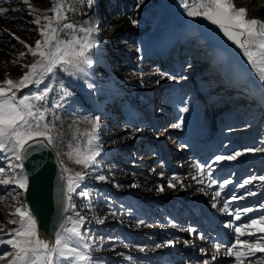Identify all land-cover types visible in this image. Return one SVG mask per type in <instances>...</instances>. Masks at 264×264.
Instances as JSON below:
<instances>
[{"label": "rangeland", "instance_id": "rangeland-1", "mask_svg": "<svg viewBox=\"0 0 264 264\" xmlns=\"http://www.w3.org/2000/svg\"><path fill=\"white\" fill-rule=\"evenodd\" d=\"M55 2H0V8L9 9L7 14H0V87L6 79L18 81L27 71L20 66L35 61L30 54L18 59L21 51L27 53L19 41L35 46L39 29L32 21L37 15L51 16L49 9ZM63 2L68 22L91 18L97 29L93 35L98 45L92 53V66L86 69L94 88L90 90L83 80L64 73L46 80L53 84L62 80L71 90L56 122L59 140L54 148L70 175L86 172L77 192L87 195L75 194V205L85 218L84 228L101 248L91 255L105 259L107 264H128L125 256L136 258L140 264L211 261L212 245L220 242L209 238L212 233L203 229L196 216L214 212L222 227H232H227L230 240L220 243L221 253L211 264L234 262V257L223 254L224 248L235 242L234 227L264 214V181L259 179L264 176V150L244 152L264 149V85L237 59L207 48L193 29L199 16H187L181 0H144L138 8V0H95L93 8L84 7L88 16L79 11L81 6L75 0ZM232 2L237 8H245L248 18L264 19V0ZM29 5L34 10L31 15ZM68 5L77 11L69 12ZM12 8L19 10L12 12ZM129 17L137 20L135 27ZM171 19L181 25L177 33ZM13 34L19 40L13 39ZM166 55L163 64L161 59ZM168 76L182 79L170 80ZM29 89L37 91L35 86ZM29 89L17 95L27 94ZM182 107L189 110L183 112ZM95 116L101 117L96 143L102 151L96 167L85 170L75 163V149L83 150L86 139H73V134L90 130L91 125L82 122L83 118ZM176 124L180 126L174 127ZM77 128L80 132H75ZM69 151L73 152L72 159ZM237 151L244 154L235 161H215L217 156ZM6 163L0 156V165ZM196 164L204 167V173L193 179ZM209 166L216 181L212 187H207ZM6 174H10L7 168L0 179ZM100 175L105 179H97ZM173 175L180 182L173 180L176 187L168 188V178ZM249 179L250 184L240 187ZM226 180L231 183L221 189L219 185ZM133 184L136 187H131ZM158 185L164 186L162 192ZM216 191L221 195L214 200ZM9 192L17 195L20 190L14 185L0 186V239L5 240L18 227L8 220H19L8 214L23 207V194L13 201ZM225 204L229 205L227 211ZM245 207L252 211L245 214ZM236 213L241 220L235 219ZM189 228L195 230L192 235ZM198 234L204 239H198ZM261 236L264 232L257 231L240 239L252 241ZM185 240L192 243L185 246ZM166 241H173L175 247H154ZM141 247L144 252L139 251ZM201 247L206 255L200 252ZM13 252L11 246L0 244V254L5 255L0 264H8V254ZM261 256L264 253L258 252L248 260Z\"/></svg>", "mask_w": 264, "mask_h": 264}, {"label": "snow or ice", "instance_id": "snow-or-ice-1", "mask_svg": "<svg viewBox=\"0 0 264 264\" xmlns=\"http://www.w3.org/2000/svg\"><path fill=\"white\" fill-rule=\"evenodd\" d=\"M2 3L8 0H0ZM28 3V0H23ZM95 0H75L80 5L79 11L84 12V7L91 9L94 7ZM144 3V0H138L137 8ZM182 7L189 17L202 16L211 24L216 25L223 34L232 41L237 47L243 50L252 66L257 78L264 85V19L248 18L245 8H237L232 0H181ZM65 3L63 0H56L49 11L51 16H35L34 23L38 31V37L35 40V46H29L23 41L27 53L20 52L18 59H23L26 55L36 57L35 61L28 65H21V68H27V71L19 78L18 81L6 79L3 81V87H0V156L7 161L6 166L0 165V174L6 173V168L10 174H6L0 179V186L14 185L15 189L20 190L17 195L8 193L10 198L17 200L20 193L27 192L30 187V175L26 174L25 161L33 152L40 149L55 147L59 134L57 132L56 122L61 119V110H63L71 97V90L63 83L62 80L55 84L46 83L59 73L66 74L69 78H75L77 81L83 80L88 89L94 88V84L88 81V72L86 69L92 66V53L98 45V40L93 35L97 30L95 21L91 18L83 19L80 22H68V15L64 11ZM29 14L33 9L29 5ZM12 8L11 11H18ZM68 11L75 13L77 8L68 5ZM8 8H0V14H7ZM131 24L135 27L137 20L129 17ZM43 21V23H42ZM64 37V38H62ZM13 39L19 40L13 34ZM168 79H182V77L168 76ZM155 83L159 84V80ZM44 85L43 87H40ZM29 86H35L37 91L32 92ZM22 89H29L27 94L17 95ZM62 93L57 97H52L53 93ZM187 107H182L181 111L187 112ZM51 113V117L49 116ZM82 122L91 125L90 130H85L79 136L73 134V139H86V147L80 150L75 149V163L83 165L85 170L94 169L98 164L97 157L101 155L102 149L96 143L99 139V130L101 117H84ZM180 124L174 125L179 127ZM140 131V129H136ZM75 132H80L77 128ZM71 148V145H69ZM264 149H245L244 152L262 151ZM244 152L237 151L231 155H220L215 158L216 162L235 161L242 156ZM60 153H57L59 156ZM69 159L73 158V152L67 153ZM197 176L204 173V167L200 164L195 165ZM19 170V172H17ZM70 169L61 162V173L68 174ZM86 172H76L74 175H61L59 179L66 181L65 184L59 185L61 198V219L58 229L54 234V243L49 244L44 239L39 238L37 234L38 218L28 211V205L18 207L14 213L8 215L17 216L19 220L9 219V223L18 224V227L8 233V239H0V244H7L14 250L8 264H107V261L101 257L91 255L92 251H101V248L95 246V240L89 235L85 226V218L76 210L73 202V194L85 196L84 192H77L81 188V182L85 178ZM207 176L209 184L212 187L216 183L213 178V170L208 167ZM163 178V177H162ZM99 180L105 177L100 175ZM168 188H175L179 183V178L175 175L168 178ZM264 181V176L259 177ZM203 184V180H197ZM252 181L245 180L240 187L250 184ZM231 183L226 180L219 185L222 189L225 184ZM131 187H136L135 184ZM158 191H163L164 186L158 185ZM249 195H255V192H249ZM219 191L214 192L213 199L220 197ZM214 208L216 204L212 205ZM229 205L225 204L224 210L227 211ZM244 213L252 211L251 208H244ZM235 219L241 220L239 213L235 214ZM103 223L104 221L98 220ZM264 214L258 218L249 217L243 221L240 226L234 227L235 242L224 248L223 254L227 257H234V262L228 264H264V256L255 260H248V257H256L257 253H264V236L256 240H241L240 237L247 235L252 236L255 232H264ZM225 227H232L231 224H225ZM82 229H84L82 231ZM195 230L188 229L189 235ZM198 239H204L202 235H197ZM185 246L192 243L190 240L184 241ZM239 246V247H238ZM156 249L161 247H175L173 241H166L163 245L156 244ZM214 251L209 259H203L198 264H211L217 261L221 253L222 245L215 243L212 245ZM144 252L145 248H139ZM202 254H207L203 247L200 248ZM0 259H5L4 254H0ZM124 259L128 264H140L136 258L125 256Z\"/></svg>", "mask_w": 264, "mask_h": 264}, {"label": "water", "instance_id": "water-1", "mask_svg": "<svg viewBox=\"0 0 264 264\" xmlns=\"http://www.w3.org/2000/svg\"><path fill=\"white\" fill-rule=\"evenodd\" d=\"M196 35L207 48L232 56L231 41L218 26L199 16L193 27ZM54 147L40 149L32 153L25 161L26 174L30 175V187L23 192V205H28V211L38 218L37 234L49 244L54 243V234L61 219V198L59 185L61 181V158L57 156ZM64 164V163H63ZM64 166H66L64 164ZM75 203V194H73Z\"/></svg>", "mask_w": 264, "mask_h": 264}, {"label": "bare ground", "instance_id": "bare-ground-1", "mask_svg": "<svg viewBox=\"0 0 264 264\" xmlns=\"http://www.w3.org/2000/svg\"><path fill=\"white\" fill-rule=\"evenodd\" d=\"M174 25V29H176V33L179 31V29L181 28V25L176 23V21H174V19H171V26ZM158 50V49H157ZM231 50H233V55L231 57L237 59L240 63V65H243L245 67H249L250 71L253 73V75H255V77H257V74L253 71L252 66L248 63V59L247 57L244 55L243 50L240 49L239 47H237L232 41H231ZM166 58L163 57L161 60H165ZM167 60V59H166ZM164 64V63H163ZM248 68V69H249ZM258 79V78H256ZM214 218V216L212 217Z\"/></svg>", "mask_w": 264, "mask_h": 264}]
</instances>
